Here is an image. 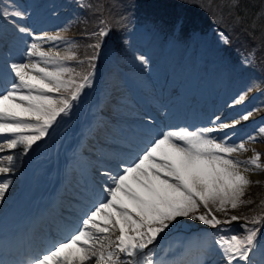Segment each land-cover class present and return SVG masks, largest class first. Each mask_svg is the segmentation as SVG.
I'll return each instance as SVG.
<instances>
[{
    "label": "snow or ice",
    "instance_id": "snow-or-ice-1",
    "mask_svg": "<svg viewBox=\"0 0 264 264\" xmlns=\"http://www.w3.org/2000/svg\"><path fill=\"white\" fill-rule=\"evenodd\" d=\"M2 15L5 19L9 15L23 18L20 11L9 13L5 9ZM17 30L29 34L26 27L18 26ZM105 34L100 31L101 36ZM33 39L61 40L63 37L45 35ZM50 53L51 49L45 52L36 43L27 48L29 57H40L45 64L54 65L51 69L37 62L9 65L15 81L9 89L0 92V136L5 137L0 143V151L22 147L26 153L48 134L58 117L72 108V102L86 86L89 75L81 76L82 82L78 83L73 76L74 69L66 66L67 61L75 59L74 52L63 56L59 52ZM75 75L79 76L78 73ZM22 91L26 94H21ZM16 100L20 102H14ZM251 115L249 112L242 119L248 120ZM239 122L224 123L219 128L163 132L123 168L122 174L112 177L111 186L105 188L106 202L90 211L83 218L82 226L66 241L53 245L32 264H92L93 261L95 264H125V257L128 258L126 264H141V257L143 264H155L146 255V250L181 217H191L212 228L244 219L245 224L241 225L244 235L221 236L216 243L227 264L249 261L259 232L255 225L264 224V215L229 217L228 209L251 204V199L242 198L248 187L261 181H252L246 174L251 170L245 168L242 171L241 162L231 158L238 150L247 151L244 142L229 145L209 135L235 127ZM29 132L31 134H27ZM259 132L264 134V127ZM249 139L254 140V137ZM253 151L254 155L247 163L256 168L264 167L259 162L261 154ZM3 161H7L8 166H3ZM13 162V155L3 157L0 173H10ZM8 187V182H0V198ZM201 206L207 211L197 215ZM261 206L264 208V200ZM213 208L227 218H217Z\"/></svg>",
    "mask_w": 264,
    "mask_h": 264
},
{
    "label": "rangeland",
    "instance_id": "rangeland-1",
    "mask_svg": "<svg viewBox=\"0 0 264 264\" xmlns=\"http://www.w3.org/2000/svg\"><path fill=\"white\" fill-rule=\"evenodd\" d=\"M177 1L178 3L184 4L183 0ZM184 1L187 2L188 5L191 4L190 6L192 7L197 6L199 8L196 9L197 12L202 13H206L207 10L210 9L209 7L212 6L211 0H205L208 3L202 2V0H190V3L188 0ZM225 1L226 2H223V0H221L220 2L222 8L226 5L230 7L231 5L239 3V0ZM254 8L260 13V26L264 25V0H256ZM5 9L9 13L14 11L22 12L23 18H16L9 15L8 19H5L2 15ZM85 9H87L86 0H0V20L5 24L4 33L2 35L8 36L9 33L7 31H16L17 28L15 25L19 21L26 19L30 20L36 17L42 22V29L38 34L39 37H44L45 35L49 37L56 35L63 37L61 40L39 39V42L42 44L55 41L56 46L51 48L50 55H55L59 52L60 55L63 56L74 52L75 59L67 61L66 66L73 69L74 66L82 64L83 68L79 72L74 69L73 73L78 83L81 81L80 76L85 70L88 71L87 75H89V80L86 86L80 91L79 98L72 102V108L66 114L58 117V124L52 127L48 135L40 140L44 142L42 148H37L35 147L36 144H34L26 153L23 151L22 147H18L14 150L4 149L0 151V160L7 155L14 156V162L11 165L12 169L16 168L22 171V168L26 166L25 163L28 156L35 158L40 168L47 166L46 168H48V170L39 169L40 173L31 180L29 179V187L36 181L43 183L42 181H45L47 177V179H49L51 173L56 168L57 162L62 159L63 147L78 141L80 126L82 123L88 121L89 118V104L97 102L99 100L97 93L107 88H112L111 91L118 94L120 90L127 87V84H134V81L139 84L150 85L154 80H159V78L165 81L167 75H170L171 79H176V83L184 84L186 82V85L182 88L183 91L181 90L182 92L174 95L172 94L174 89H169L168 92L164 94L166 97L163 99L166 106L173 107L172 110H174V107H177L176 109L180 111L179 113L181 116L178 122L186 121L187 118H189L187 116L195 117L196 119L194 120H196V122L199 121L196 123L198 127L196 130H198L204 128L202 124L206 125L207 122L210 123L215 120L216 112L213 110L206 115L204 114V110L207 112V108H201L202 106L197 104L194 106L193 102L185 100V94L191 90L188 87V82L195 76L200 80L195 88L204 92L202 96L208 98L207 103L210 107L216 104V100L214 99L219 96L222 101L221 107L226 108L229 104L238 108L242 107L243 110H245V115L251 112L252 115L250 118L255 121L256 124L264 126V55L256 54L259 45L262 44V46H264V39L256 38V44L244 42L242 43L243 46L241 45L239 48L235 49H231V46H228V35L217 31H207L206 33L198 35L194 33L191 40H180L176 35L161 34L150 22H141V20L136 17H142L140 11H138L134 14L135 18H132L133 23L122 34V39L118 42H113L112 39L109 38L111 33L107 29L99 27V25L94 27V32L91 37L88 35L78 36L80 32H76V28H78V24L79 26L83 25ZM194 17L193 15L192 20ZM13 21H15V23H13ZM101 30L106 34L101 36ZM34 36L37 37L36 35ZM22 37L27 41L24 49L25 52L33 41L29 38L30 35L28 34H23ZM10 38L11 37L6 39V42H1L6 46V48L1 47L0 50V62L2 61L3 64L9 54L8 50L11 49V42L8 41ZM82 42H84V44L80 45ZM70 45L71 47H69ZM83 46H86V48L89 46L85 51H89L91 49L90 47L94 48L95 54L82 58L77 57V53L80 52ZM40 48L45 52H49L50 50L48 47ZM109 50H113L118 54L117 62L127 70V77L121 76L116 69L109 73L105 72L102 61L99 62V64L92 65L91 62L94 60L92 59L94 55H99L103 58ZM216 50L222 54L219 62L214 65L212 64L214 62L213 52L216 53ZM22 54L18 56L23 58L24 53ZM198 56L204 57L206 61V63H203L200 67L197 64ZM20 63H23V61ZM53 67L54 65H52V68ZM101 68H103L104 71H101ZM87 71L85 73H87ZM76 73H78L79 76H76ZM65 78H67V76ZM218 83V88L215 90L222 88L223 93L221 95H213L214 88ZM118 88L121 89L117 90ZM235 91H237L236 97L232 96ZM146 95H148V93ZM175 97L182 98H178L174 101ZM231 99L232 101H230ZM110 100L113 102L114 99ZM147 100L152 104L155 103L150 97H147ZM122 101L132 103V100L129 98H123ZM121 105L125 104L122 102ZM207 125L210 126V124ZM182 128L185 129L184 127H180L179 129ZM250 133V131L241 132L239 135L235 136L237 138L234 142L224 141V135L218 136L216 140L218 142L224 141L229 145L244 142L247 151L238 150L232 153L231 157H235L238 161H248L249 158L254 155L253 150H255V152L261 154L259 162L261 165H264V150L262 151L259 149V143L264 135L257 140L247 141L246 138ZM27 134L31 133L29 132ZM4 139V136H0V143H2ZM3 166H8L7 161H3ZM258 169L264 170V167ZM1 174L2 173H0V182H4ZM118 174L121 173H117V175ZM258 181H261V183H253L248 187L246 195L250 194L251 200L255 199V201L261 203V201L264 200V176ZM9 193H11V191H6L4 196L0 198V206L4 204V197ZM105 199L107 200V198ZM105 199L103 202H106ZM206 211L207 210L201 206L197 215L204 214ZM212 211L217 218L221 220L227 218L224 213L216 212L215 208H213ZM231 215L243 217L242 208L239 206L235 210L229 208L228 216L230 217ZM243 224H245V221L238 220L231 222L230 225L207 228L206 226L208 225H204L199 220H193L191 217H181L161 233L152 245H149V248L146 250V255L156 264L161 258L160 250H162L163 253V247L160 246H164L171 240H173V244L182 243V238L185 234H188L200 241L205 239L210 246L216 248V254L221 258L219 263L227 264L225 256L220 255L222 252L220 246L217 245L215 241L219 240L221 236L230 237L233 234L238 236L244 235L245 230L241 227ZM247 226L253 227L252 225ZM193 229L196 231L194 232ZM260 232L263 233L264 228L261 229ZM257 237L255 247L258 248V250H262L264 248V234L257 235ZM164 255L165 253L162 254V256ZM127 259V257L124 258L125 264ZM143 259V257L140 258L141 264H143ZM212 262V258H209L208 264H212ZM248 262L249 264H260L253 255H250V260ZM202 263H205L204 259ZM92 264H95V262L93 261Z\"/></svg>",
    "mask_w": 264,
    "mask_h": 264
},
{
    "label": "bare ground",
    "instance_id": "bare-ground-1",
    "mask_svg": "<svg viewBox=\"0 0 264 264\" xmlns=\"http://www.w3.org/2000/svg\"><path fill=\"white\" fill-rule=\"evenodd\" d=\"M40 24L41 22H31V24H28L26 26V28L30 31L34 30L38 32L39 30L37 29H39ZM16 26L18 27V25ZM20 38L21 34L15 36V41ZM42 46L52 48L55 46V44L47 43L43 44ZM24 59H26V63L37 62L42 67H48L49 69L52 68V64H45L44 61L38 56L29 57L28 55H26ZM9 61L10 60H7V66L11 64V62ZM9 70L11 71V69ZM153 86L155 88L152 91L157 95V90H159V88H156V85ZM171 86L176 87L175 82L165 84V90L162 93L166 91L167 87L170 88ZM131 87V85L127 87L128 92L131 91ZM181 88L182 85H177L175 90L177 92H180ZM137 90L142 91V89H140L139 87H137ZM202 93L203 91L198 89L195 92L188 93L187 97L193 98L194 103L201 105L203 103ZM21 94H26V92L22 91ZM123 95L127 98L135 99L133 95H128L127 92L123 93ZM104 98L106 97L104 96ZM117 99H119V97H117ZM205 100H207V98H205ZM14 102L19 103L20 101L16 100ZM216 104L217 105L214 107H209L210 112L214 110L217 117L216 123L214 125L212 124L211 127L219 128V125L221 124H231L236 120H239L240 122L235 127H230L210 133L211 135L220 136L224 134L228 136L226 140L230 141L234 139L235 135L240 134L241 131H243V133L246 131L251 132L246 138L247 141H253L250 140L249 137H254V140H257L259 137H262L264 135L259 132V129L264 126L256 124L255 121H253L251 118H249L248 120L242 119V116L245 115V110H243L242 107H234L231 104L227 106V108H223L221 107L220 100H218ZM112 105H115L117 107H110L103 101H97L93 104V106L89 104V109L91 108L89 121L82 125L79 141L73 145H71L70 143L67 146L63 147L62 153L64 154L63 157H66L68 161L67 165L63 160L57 162L56 167H58L54 169V171L50 175V179L46 180V182L42 181L43 183H40L39 181H36L35 183H32L30 187L27 186V183L29 182L28 180L30 178L27 179L29 177L27 175V171H23L24 168L30 169L36 167V163L32 159L29 161V166L24 167L22 171L14 168L10 173L1 174L3 178L2 180H4V182H8L9 184V189H7L6 191H11V193L7 194V196L4 197V204L0 206V230L7 229V227L5 226V222L8 220H11V225H13L17 220H25V217L21 212L23 211L24 207H29L30 211L36 208L38 209V207H40L41 218H35L34 222H30L29 224H26L27 222L23 221L22 224H26V234H30V237L28 236L30 239H28V242L33 245H41L40 241L43 238H54L56 236H60V234L71 228L66 218L70 219L69 222L72 223L73 227L79 226L80 228L82 226V221H78L83 220V218H85V216L90 211L94 210V204L98 203L94 201L95 195L93 196V192L91 190H94V193H96L97 191V195H102L105 198H108V194L105 191V188L111 186L112 184V176L108 173L112 172L113 170L112 163L107 162L102 164L97 160L96 157H94L93 155L91 156V154L82 155V150L88 148L89 145L90 147L87 150L88 153H90L89 151H93V153L105 155L107 158H109L110 155H113L111 154L110 150L103 149L102 147H99V145L97 146L98 151H96L95 149L91 148V145L94 144L93 135H104V131L106 132V128L111 129L112 126H114L113 123L116 122L125 126V128L123 129L125 133H120L119 138H117V142L119 143V145H121V147L119 146V150H117L116 152L119 153L121 157L124 156L123 159L126 161L131 157L134 158L139 150L143 148L141 145L149 141L147 136L149 134H147V129L145 128V126L147 125L146 127L152 128V125H155V123L158 122L155 117L153 118L149 115L150 113L148 108H146L145 105L142 104L138 99H135L134 106L129 104L130 108H126L120 104L118 105V102H114ZM97 108H101V110L104 111V114L99 112ZM171 115H173V113L169 111L166 119L160 120L162 126H165L166 123H168V119ZM188 121H191V119H188ZM103 139L106 138L103 137ZM259 146V149L263 151L264 137L261 138ZM125 147H129V150L126 151ZM72 149L76 150V154H71ZM231 158L236 160L235 157ZM240 162V168L242 171L245 168L251 170L246 174L252 181H258L259 179L263 178V169H258L254 165L248 164L247 161L244 160ZM46 167L47 166H44L40 169L46 171L48 170V168ZM96 170H99V172H96ZM25 189L28 192V196L25 192ZM23 198L25 201L22 204L21 209L16 206L17 208L14 210V212H9V209L11 207L6 205L9 204V202L17 205L22 202L21 200ZM102 202L103 200L100 201L99 204ZM43 205H47L48 209L44 208ZM82 215L84 216L82 217ZM21 225L19 223L16 225L18 226L17 230H19V227ZM9 240L10 239H8V241ZM172 243L173 240H171L165 246V248H163L162 254L165 253V255L161 256V259L169 257L171 255V252L173 251V261L171 259H167L160 264H177V262L178 264H197L199 260L195 258H198L197 256L200 255H207L209 256V258H213L212 264H219V258L214 256L216 250H214L213 247L208 246V244L204 240L199 242L198 240L191 237L189 238L185 235L182 240V244L181 242H179L175 245H172ZM9 245L11 244L0 242L1 248L10 250ZM4 252V249L0 250V260L3 261V258H5L6 260L11 259L10 256L4 255ZM258 252L256 249H253L250 255L254 254L256 258H262L260 259L262 263L264 260L263 256H260V253L258 254ZM186 257L188 259L185 263L184 261L186 260ZM190 260H192V263H190ZM1 261L0 263H2ZM239 264L247 263L245 261H240Z\"/></svg>",
    "mask_w": 264,
    "mask_h": 264
},
{
    "label": "trees",
    "instance_id": "trees-1",
    "mask_svg": "<svg viewBox=\"0 0 264 264\" xmlns=\"http://www.w3.org/2000/svg\"><path fill=\"white\" fill-rule=\"evenodd\" d=\"M124 4L121 6V3ZM127 1L134 5H140L142 0H92L94 16L98 20L118 34L124 27L122 25L124 17L129 14L130 7H127ZM190 3V0H188ZM231 1V0H230ZM148 6L138 8L143 9V13L153 20H157L160 25L168 26L171 33L177 23L182 24L179 29L181 37H186L191 31H206L213 26H217L230 34L231 41L242 45L244 42L256 44V38L264 39V25L260 26L259 12L254 8L256 0H239L238 4L221 7V0H211L212 6L206 13L197 12V6L192 7L183 0L178 3L177 0H143ZM202 2H206L202 0ZM223 2H226L223 0ZM193 5V4H192ZM220 5V6H219ZM194 6V5H193ZM195 16L192 20V16ZM257 17V18H256ZM193 25V26H190ZM243 46V45H242ZM257 54L264 55V46L259 45ZM264 59V57H263ZM242 199H251L250 194ZM251 204L240 205L242 214L251 218L253 215L260 216L264 214V208L261 203L252 200Z\"/></svg>",
    "mask_w": 264,
    "mask_h": 264
}]
</instances>
